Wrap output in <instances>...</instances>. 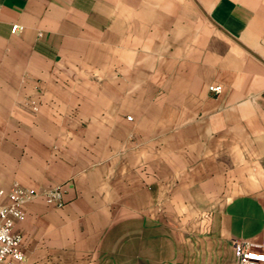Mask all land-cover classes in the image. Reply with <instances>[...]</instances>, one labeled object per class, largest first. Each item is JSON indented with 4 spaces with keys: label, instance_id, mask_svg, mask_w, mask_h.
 I'll use <instances>...</instances> for the list:
<instances>
[{
    "label": "crops",
    "instance_id": "crops-1",
    "mask_svg": "<svg viewBox=\"0 0 264 264\" xmlns=\"http://www.w3.org/2000/svg\"><path fill=\"white\" fill-rule=\"evenodd\" d=\"M13 183L63 201L23 205L15 264H236L264 234V0H0Z\"/></svg>",
    "mask_w": 264,
    "mask_h": 264
},
{
    "label": "built area",
    "instance_id": "built-area-1",
    "mask_svg": "<svg viewBox=\"0 0 264 264\" xmlns=\"http://www.w3.org/2000/svg\"><path fill=\"white\" fill-rule=\"evenodd\" d=\"M22 30L19 25H12L10 33L15 34ZM209 92L218 95L221 87H209ZM130 120V118H127ZM40 198L48 205L60 207L63 205L62 191L55 188L43 192L34 189H25L14 183L8 191L0 190V264H15L24 261L22 238L14 232L16 223L23 222L25 212L23 205L28 201ZM233 249L236 264H264V234L259 244L246 241H234Z\"/></svg>",
    "mask_w": 264,
    "mask_h": 264
},
{
    "label": "rangeland",
    "instance_id": "rangeland-1",
    "mask_svg": "<svg viewBox=\"0 0 264 264\" xmlns=\"http://www.w3.org/2000/svg\"><path fill=\"white\" fill-rule=\"evenodd\" d=\"M29 106L31 107V109L33 110V111H37V105L34 103V102H29ZM14 184V183H13ZM12 184V185H13ZM18 184V183H17ZM21 186V185H20ZM58 188V187H57ZM60 188V187H59ZM55 189V188H54ZM36 191V190H35ZM44 191V190H43ZM43 191H37V192H43ZM40 199V198H39Z\"/></svg>",
    "mask_w": 264,
    "mask_h": 264
},
{
    "label": "snow or ice",
    "instance_id": "snow-or-ice-1",
    "mask_svg": "<svg viewBox=\"0 0 264 264\" xmlns=\"http://www.w3.org/2000/svg\"><path fill=\"white\" fill-rule=\"evenodd\" d=\"M3 237L2 236H0V239H2Z\"/></svg>",
    "mask_w": 264,
    "mask_h": 264
}]
</instances>
